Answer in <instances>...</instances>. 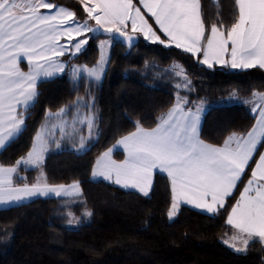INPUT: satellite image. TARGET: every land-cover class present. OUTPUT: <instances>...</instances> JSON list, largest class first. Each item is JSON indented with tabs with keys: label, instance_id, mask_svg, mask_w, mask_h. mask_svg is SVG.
<instances>
[{
	"label": "snow or ice",
	"instance_id": "6c2138e0",
	"mask_svg": "<svg viewBox=\"0 0 264 264\" xmlns=\"http://www.w3.org/2000/svg\"><path fill=\"white\" fill-rule=\"evenodd\" d=\"M138 2L144 11L134 0H80L87 14V19L81 22L75 12L52 0H0V150L26 130V117L37 102L40 83L64 73L66 67L70 68L73 81L101 80L108 63L111 34L123 37L129 46L137 35H142L147 41L174 45L193 57L202 54L198 62L208 68L220 65L241 70L264 69V0H234L231 25L225 26L219 20L210 27H206L201 0ZM212 2L219 4V0ZM146 14L166 40L149 23ZM100 32L110 34V38L99 42L100 57L94 66L66 65L60 60L66 52L72 56L80 53L89 42L88 34ZM63 39L67 44L61 43ZM22 61L27 62V71L22 70ZM170 71L182 81L175 85L177 89L194 90L182 65L173 63ZM237 95L233 90L231 96ZM243 102L252 105L255 123L246 133L231 132L217 146L200 138L204 101L190 102L178 91L172 106L157 117L155 127L145 128L136 121L134 131L101 153L91 175L147 197L153 173L159 170L167 173L171 182L169 220L178 215L181 204L214 217L225 209L228 198L243 182L242 177L258 148H264V92L252 91L251 98ZM81 108L86 111L81 112ZM93 108V103L77 97L72 104L45 113L44 123L33 137L26 156L11 166L0 164V205L10 206L50 194L83 195L77 180L71 184H49L42 165L50 146L55 144L60 149L65 139L72 141V149L77 153L89 147L88 142L98 136ZM84 127L87 135L83 134ZM57 130L59 138H56ZM121 147L125 158L116 161L112 153ZM258 155L250 178L226 218V224L234 231L222 242L236 252H246L250 242L264 244V152ZM29 168L41 169L35 182L18 184L17 179L26 181L19 171ZM83 215L91 217L92 212L85 209ZM68 217L69 225L80 223V218L71 212ZM237 242L242 246L238 247Z\"/></svg>",
	"mask_w": 264,
	"mask_h": 264
},
{
	"label": "trees",
	"instance_id": "16d2710c",
	"mask_svg": "<svg viewBox=\"0 0 264 264\" xmlns=\"http://www.w3.org/2000/svg\"><path fill=\"white\" fill-rule=\"evenodd\" d=\"M52 2L75 12L78 20L87 18L80 0ZM201 2L206 27L219 20L231 25L234 0H219L218 5L212 0ZM97 39L90 35L80 53L65 55L67 65H94L99 58ZM124 51L122 45L112 43L107 69L98 82L73 81L66 67L64 73L38 85L40 94L26 117V130L0 151V164L11 166L26 156L45 113L56 112L77 97L94 104L98 136L81 153L52 144L42 165L49 184L77 180L82 196L36 198L0 209V264H264V244L250 242L246 252H236L222 242L231 232L226 215L242 183L216 216L181 205L178 215L169 220L171 190L165 175L155 173L147 197L90 178L96 158L135 130L136 121L152 128L175 102L171 90L142 77L146 64L177 61L183 66L194 90L185 89L182 95L190 102L204 101L200 136L214 145L223 144L231 132L246 133L253 125L255 115L242 100L250 99L252 91L264 92V69L208 68L198 62L201 55L193 57L174 45L148 42L141 36L127 54ZM233 90L241 100L227 102ZM115 156L120 158L121 153ZM40 171L20 170L26 181L17 179V183H34ZM249 172L250 167L242 181ZM85 209L91 217L83 215ZM69 212L80 218L79 224L67 223Z\"/></svg>",
	"mask_w": 264,
	"mask_h": 264
},
{
	"label": "rangeland",
	"instance_id": "374dc122",
	"mask_svg": "<svg viewBox=\"0 0 264 264\" xmlns=\"http://www.w3.org/2000/svg\"><path fill=\"white\" fill-rule=\"evenodd\" d=\"M93 21H91L90 23H92ZM91 34L89 33L88 34V36H90ZM110 37H98V39H97V46H98V48H99V42L101 41V40H107V39H109ZM67 41V40H66ZM114 41L112 40V43H113ZM112 43H111V45H112ZM66 44H67V42H66ZM86 46V45H85ZM110 48H111V46L110 47H108V49H107V55H108V59H109V54H110ZM67 54L69 53L70 54V52H66ZM99 57H100V48H99ZM99 59V58H98ZM173 63H177V64H180L179 62H177V61H173L172 63H170V64H167V65H160V64H158V63H156V62H151V63H148V64H146L145 65V67H144V69L143 70H141V75H142V77L144 76V78L145 79H148V80H150L153 84H157V85H159V86H162V87H164V88H166V89H169V90H171L173 93H174V95H175V97H176V94H177V92L179 91L180 92V95H182V91H184L185 89H177L176 87H175V85L179 82V83H182V81L180 80V78L179 77H176L171 71H170V67H171V65H173ZM96 64V63H95ZM94 64V65H95ZM94 65H92V66H94ZM181 65V64H180ZM92 66H88V67H92ZM107 66H108V63H107V65H106V67H105V71H106V69H107ZM104 74H105V72H104ZM104 74H103V76H104ZM103 76H102V78H103ZM101 78V79H102ZM183 96V95H182ZM249 99V98H248ZM241 99H240V97H238V96H236V97H232L231 96V94L228 96V98H227V102H235V101H240ZM244 100H246V99H243L242 101H244ZM246 105H248V106H251L252 107V105H250V104H246ZM73 111H75V109H73ZM84 111H86V109H84V108H81V112H84ZM69 119H71V116L69 117ZM44 123V122H43ZM40 128V127H39ZM38 128V129H39ZM83 134L84 135H87V128L86 127H84L83 128ZM56 138H59V131L57 130V132H56ZM94 139V138H93ZM76 142H78V139H77V141ZM62 146L61 147H64V148H69V149H72V141H69L68 139H65V140H63L62 142ZM54 146H55V144H53ZM73 150V149H72ZM72 226V225H71ZM237 246L238 247H240V246H242L239 242H237ZM233 249V248H232Z\"/></svg>",
	"mask_w": 264,
	"mask_h": 264
},
{
	"label": "crops",
	"instance_id": "0c3cea01",
	"mask_svg": "<svg viewBox=\"0 0 264 264\" xmlns=\"http://www.w3.org/2000/svg\"><path fill=\"white\" fill-rule=\"evenodd\" d=\"M134 3H136L137 4V6H139V7H141V10L142 11H144V9H143V7L141 6V5H139V2H138V0H134ZM58 5H60V4H58ZM61 6H63V5H61ZM65 7V6H64ZM67 8V7H66ZM70 10V9H69ZM42 11H47V10H42ZM146 18L149 20V23L150 24H152L153 25V28L154 29H156L157 31H158V26L155 24V22H154V20L150 17V16H148L147 14H146ZM87 19V18H86ZM81 22L82 21H84V20H80ZM89 22H91V21H89ZM95 22L93 21L91 24H94ZM129 31H130V27H129ZM158 34L161 36V38L162 39H167L164 35H163V33H160L159 31H158ZM138 36H141L142 38H143V36L142 35H138ZM144 39V38H143ZM145 40V39H144ZM147 41V40H146ZM66 39H63L62 41H61V43H65L66 44ZM148 42H150V41H148ZM65 55H67V53L65 54ZM68 55H71V54H69L68 53ZM201 56H200V59H202L203 57H202V54H200ZM60 60L61 61H63V62H65V64L67 65V59L65 58V56H62V57H60ZM206 66V65H205ZM21 68H22V70H24V71H27V62L26 61H22L21 62ZM70 69V68H69ZM231 69V68H230ZM60 75V74H59ZM205 106V105H204ZM205 110H206V107H205ZM167 112V111H166ZM205 112V111H204ZM254 115H256V114H254ZM70 117V116H69ZM202 119H203V115H202ZM202 119H201V124H202ZM255 123V118H254V122H253V124ZM253 126V125H252ZM251 126V127H252ZM153 127H155V126H153ZM152 127V128H153ZM150 129V128H149ZM201 129V128H200ZM251 129V128H250ZM249 129V130H250ZM134 131V130H133ZM127 135V134H126ZM121 138V137H120ZM200 138H201V136H200ZM202 139V138H201ZM116 143V142H115ZM114 143V144H115ZM206 143H208V142H206ZM113 144V145H114ZM209 144H211V143H209ZM112 145V146H113ZM214 145V144H213ZM222 145V144H221ZM111 146V147H112ZM217 146H219V145H217ZM1 151V150H0ZM115 152H118V153H121V157L120 158H118L117 156H115ZM259 152H264V148H258V153L254 156V158H253V161H251L250 162V164H249V167H250V172L248 173V176L244 179V181L242 182V184H241V186H240V189H239V192H238V195H237V197L236 198H238L239 197V194H240V190H242V188H243V186H244V183H246L247 182V180L250 178V176H251V170H252V168H254L255 167V160H257L258 158H259ZM101 155V154H100ZM99 155V156H100ZM98 156V157H99ZM97 157V158H98ZM96 158V159H97ZM112 158L114 159V160H116V161H122L124 158H125V153H124V150H123V148L121 147V148H116V149H114V151H113V153H112ZM96 161V160H95ZM94 164H95V162L93 163V165H92V167H91V170H90V178L91 179H93V180H104L102 177H97V178H93L92 177V175H91V171H92V168H93V166H94ZM4 166H6V165H4ZM248 167V168H249ZM247 168V169H248ZM247 169H246V171H247ZM155 173H161V174H163V175H165L166 177H167V179H168V181H169V186H170V190H171V182H170V179L168 178V176H167V173H163V172H160L159 170H155L154 171V173H153V178H154V175H155ZM244 177V176H243ZM243 177H242V179H243ZM153 178H152V180H153ZM104 181H106V180H104ZM107 182H109V181H107ZM153 183V182H152ZM69 184H71V183H69ZM239 185V184H238ZM118 187H120L119 185H117ZM128 190H133V191H136V190H134V189H128ZM137 192V191H136ZM139 193V192H138ZM234 194V193H233ZM48 197H52V198H73V197H56V196H54V195H48V196H36V197H32V198H30V199H27V200H24V201H22V202H20L19 204H23V203H27V202H29V201H31V200H33V199H36V198H48ZM234 203H235V201H234ZM233 203V204H234ZM19 204H12V205H10V206H2V205H0V209H3V208H8V207H11V206H16V205H19ZM181 205H185V206H188V207H191V208H193L191 205H187V204H181ZM193 209H195V210H198V211H200L201 213H204V214H206V215H210V214H208V213H205V212H202L201 210H199V209H196V208H193ZM228 214V213H227ZM226 218H227V215H226ZM229 226V225H228ZM230 227V229H231V232L226 236V238L225 239H227L228 237H230L232 234H233V229L231 228V226H229Z\"/></svg>",
	"mask_w": 264,
	"mask_h": 264
},
{
	"label": "water",
	"instance_id": "95a60500",
	"mask_svg": "<svg viewBox=\"0 0 264 264\" xmlns=\"http://www.w3.org/2000/svg\"><path fill=\"white\" fill-rule=\"evenodd\" d=\"M90 34H91V36H93L95 38H97V37H110V34L103 33V32L95 33V34L90 33ZM111 38L114 42L122 45L125 48L124 54H127L138 43V35L134 38L131 46H129L127 44V42L124 40V38L120 37L118 34H111Z\"/></svg>",
	"mask_w": 264,
	"mask_h": 264
}]
</instances>
